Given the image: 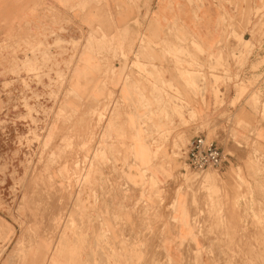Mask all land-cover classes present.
<instances>
[{
    "label": "rangeland",
    "instance_id": "obj_1",
    "mask_svg": "<svg viewBox=\"0 0 264 264\" xmlns=\"http://www.w3.org/2000/svg\"><path fill=\"white\" fill-rule=\"evenodd\" d=\"M87 1L90 8L102 2L67 0L62 9L80 14ZM128 1L132 9L135 1ZM263 8L264 3L249 10L254 18L246 19L252 25L249 39L232 33L229 45L209 54L194 43L190 53L166 41L151 44L143 34L135 51L136 22L124 31L97 24L74 34L70 20L42 1L35 4V12L43 15L35 28L17 26L2 35L0 264H167L165 256L159 259L155 253L156 244L165 231L178 228L172 217L182 193L189 228L205 241L209 264H264V146L259 143L264 128ZM121 58L132 91L141 84L174 93L158 95L155 102L180 99L172 82L163 78L167 69L194 97L206 91L198 88L199 82L208 86L214 109L221 110L219 123L201 124L193 136L218 140L226 156L224 168L198 173L179 159L178 151L188 142L186 130L196 122L190 104H172L170 110L156 104L136 128H124L126 110L117 101L112 105V94L94 109L76 108L92 71L103 68V81L115 84L113 64ZM230 90L233 97L227 101ZM218 130L226 139L217 136ZM135 144L143 159L135 157ZM236 154L245 155L242 163H232ZM153 166L165 181L150 173ZM133 170L140 173L145 190L131 191ZM119 181L124 184L118 192L129 204L111 212L113 228L124 233L114 239L120 246L115 254L102 215L107 213L103 198L117 192ZM197 255L186 257L185 264H197Z\"/></svg>",
    "mask_w": 264,
    "mask_h": 264
},
{
    "label": "crops",
    "instance_id": "obj_2",
    "mask_svg": "<svg viewBox=\"0 0 264 264\" xmlns=\"http://www.w3.org/2000/svg\"><path fill=\"white\" fill-rule=\"evenodd\" d=\"M40 1L58 10L61 15H65L66 18L70 20V29L74 34H77L79 31L87 32L89 29L95 28L97 24H101L104 29L106 25H109L111 29L114 27L124 31L127 25L136 22L140 25V30L138 29V36L135 37L133 43H131L135 51L137 50L139 40H141L143 34L146 39L151 41V44L166 41V44L185 47L190 53V45L194 43L206 54L215 52L218 47L229 45V36L232 33L241 35L243 39H249V31L252 29V25H247L246 19L250 18L252 22L254 20L253 13H249V10L260 8L261 4L264 3V0H134V6L130 9V2L128 0H102L97 8H90L91 4L87 1L85 11L73 15L65 9H62L61 2L64 1L65 3L67 0H0V37L8 31L10 32L15 29L17 26H22L29 30L35 28V25L39 24V19L43 17L42 13L38 11L35 12L34 10L35 4ZM74 1L76 0H69L67 3L75 4ZM260 14H264V10ZM133 29L137 31L135 25ZM171 39L182 42H170L172 41ZM262 43L264 44V42L261 41L260 44ZM122 44L127 45L129 43L125 41V43ZM153 56L157 57V54ZM104 59L105 58H102L101 61ZM198 59L201 60L202 57ZM92 60L94 59L92 58ZM96 61H99V59H96ZM156 64L157 63L153 66L156 67ZM124 65L123 58L114 62V75L112 78V83L115 82L114 85H108L103 81V68L101 70L92 71V82L86 86L85 94L80 98L81 103L77 101L76 104L78 105H76V108L80 106L79 108L81 109L83 105L86 109H94L97 104L101 102L105 103L109 94H112V105L117 101L118 107L122 110H126L128 114L126 117L125 113L124 128L127 127V125L136 128L138 126H143L142 119L144 115L148 113L150 107L153 108L156 104H161V107L166 110H170L172 104H175L177 107H181L183 104H190L188 107L193 110L196 122L191 124L189 129L186 130L188 142L194 137V129L199 125L209 123L210 126H212L219 123L218 115L221 110L214 109L213 98L208 86H204L199 82L198 88L200 90L205 88L206 91L194 97L191 95V91L177 79L176 73L167 69L168 73L164 75L163 78L166 81L170 80L172 82L173 88L180 95V99L171 102V104L166 99H160L158 103L155 102V100L158 99L156 96H164L165 92L169 95L174 93H168L166 90L163 93L159 86L153 89L146 85L142 86L141 84H139L137 90L132 91L127 84H125L127 69L124 68ZM101 78H103L102 81ZM116 78L118 79L117 84ZM98 79H100V81ZM220 92L222 93L223 89H221ZM227 95V101L231 100L233 97L232 91H228ZM146 97L149 98L147 99ZM143 102L146 104L139 107V104H143ZM186 118L185 116V119ZM222 125L225 126V122H222ZM253 132H255V130ZM216 133L218 137L226 139L227 135L224 131L218 130ZM259 133L261 135L259 143L264 146V128L263 131L260 130ZM240 136L249 137V134L240 132ZM238 139L241 140L242 138L240 139L238 137ZM214 141L219 145L217 139ZM227 145L229 147L233 146L232 142H228ZM137 146L136 144L134 146L135 157L143 159L144 155ZM244 158L245 155L239 157L238 154H236V156H232V163L240 164L243 162ZM149 171L157 180L165 181L164 176L157 166H153ZM130 174L135 177L134 184H129L131 191L145 190L147 186L142 185L143 182L139 180L140 173L133 170ZM171 175H175V172H172ZM118 183L119 186L116 187L117 192L109 197L103 198L107 213L105 214V211L102 210V213H104L102 217L105 215V221L108 222L109 227L103 232H106L105 235L111 240L113 239L115 244L111 245L109 248L111 251L115 252V254L119 252L118 248L120 246L118 247L116 245L118 240L114 241V239L122 237L124 233H122L123 231L121 230H115L113 228L111 212L115 211L119 206L126 207L129 204L128 201L121 196L120 192H118L120 188H123L124 183L120 181ZM166 183L171 184V180L166 179ZM103 186L104 190L108 188V184L106 183H103ZM174 186L175 184H173V187ZM186 198L184 193L177 195V205L179 208L177 212L173 214L172 219L179 222L178 228L174 231L164 232L161 240L156 244L158 250L155 251V253L159 256V259L165 256L167 258V264H185L186 257L197 252V264H209L208 257L203 253L205 241L200 235H195V231L190 230V215L182 209L185 205ZM130 217L129 220H134L132 216ZM88 233L90 234V232ZM119 263L123 264L122 261H119Z\"/></svg>",
    "mask_w": 264,
    "mask_h": 264
},
{
    "label": "built area",
    "instance_id": "obj_3",
    "mask_svg": "<svg viewBox=\"0 0 264 264\" xmlns=\"http://www.w3.org/2000/svg\"><path fill=\"white\" fill-rule=\"evenodd\" d=\"M178 157L188 169L198 173L211 169L218 171L226 165V156L222 149L200 134L178 151Z\"/></svg>",
    "mask_w": 264,
    "mask_h": 264
},
{
    "label": "bare ground",
    "instance_id": "obj_4",
    "mask_svg": "<svg viewBox=\"0 0 264 264\" xmlns=\"http://www.w3.org/2000/svg\"><path fill=\"white\" fill-rule=\"evenodd\" d=\"M186 177V176H185ZM189 178L187 177V180H188ZM196 179V178H195ZM190 181V180H189ZM91 262V261H90ZM100 264V263H99Z\"/></svg>",
    "mask_w": 264,
    "mask_h": 264
}]
</instances>
